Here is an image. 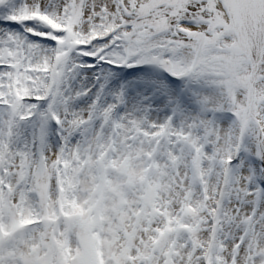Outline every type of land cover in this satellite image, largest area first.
<instances>
[{
  "label": "snow or ice",
  "instance_id": "snow-or-ice-1",
  "mask_svg": "<svg viewBox=\"0 0 264 264\" xmlns=\"http://www.w3.org/2000/svg\"><path fill=\"white\" fill-rule=\"evenodd\" d=\"M0 264H264V0H0Z\"/></svg>",
  "mask_w": 264,
  "mask_h": 264
}]
</instances>
